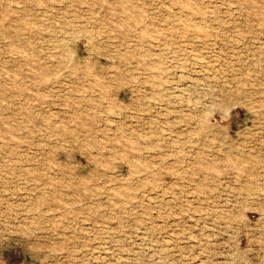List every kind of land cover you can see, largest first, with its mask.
<instances>
[{
  "label": "rangeland",
  "instance_id": "374dc122",
  "mask_svg": "<svg viewBox=\"0 0 264 264\" xmlns=\"http://www.w3.org/2000/svg\"><path fill=\"white\" fill-rule=\"evenodd\" d=\"M0 264H264V0H0Z\"/></svg>",
  "mask_w": 264,
  "mask_h": 264
}]
</instances>
